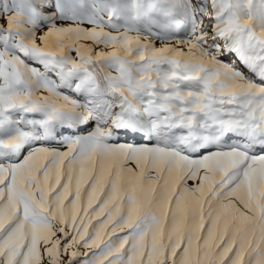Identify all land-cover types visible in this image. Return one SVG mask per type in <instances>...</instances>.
Returning <instances> with one entry per match:
<instances>
[{"label": "snow or ice", "instance_id": "1", "mask_svg": "<svg viewBox=\"0 0 264 264\" xmlns=\"http://www.w3.org/2000/svg\"><path fill=\"white\" fill-rule=\"evenodd\" d=\"M0 264H264V0H0Z\"/></svg>", "mask_w": 264, "mask_h": 264}]
</instances>
